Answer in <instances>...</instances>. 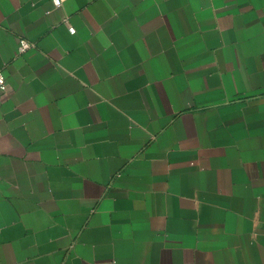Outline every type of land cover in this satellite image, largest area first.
I'll list each match as a JSON object with an SVG mask.
<instances>
[{"label":"crops","instance_id":"crops-1","mask_svg":"<svg viewBox=\"0 0 264 264\" xmlns=\"http://www.w3.org/2000/svg\"><path fill=\"white\" fill-rule=\"evenodd\" d=\"M0 70V264H264V0H0Z\"/></svg>","mask_w":264,"mask_h":264},{"label":"built area","instance_id":"built-area-1","mask_svg":"<svg viewBox=\"0 0 264 264\" xmlns=\"http://www.w3.org/2000/svg\"><path fill=\"white\" fill-rule=\"evenodd\" d=\"M65 0H53L55 7H60ZM71 32H74L72 26L69 27ZM35 44L26 38H21L18 46V54L25 53L28 49L33 47ZM7 89V78L2 70H0V92H3Z\"/></svg>","mask_w":264,"mask_h":264}]
</instances>
